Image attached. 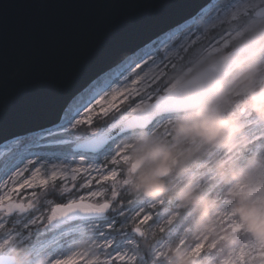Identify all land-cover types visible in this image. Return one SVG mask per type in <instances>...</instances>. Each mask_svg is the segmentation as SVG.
Here are the masks:
<instances>
[{"label": "clouds", "instance_id": "9594fccd", "mask_svg": "<svg viewBox=\"0 0 264 264\" xmlns=\"http://www.w3.org/2000/svg\"><path fill=\"white\" fill-rule=\"evenodd\" d=\"M232 28L225 22L219 31ZM239 30L243 35L230 47L213 50L205 40L194 56L169 67L164 83L180 107L166 128L129 127L114 146L125 156L114 207L146 201L154 217L141 225L136 254L144 264H232L234 253L252 242L257 255L247 264H264V20L250 17ZM250 121L260 126L261 139ZM89 131L81 130L77 140ZM42 195L35 198L38 216L48 211L41 210ZM101 222L74 236L64 257L105 264L95 234ZM17 227L8 221L0 231L8 264H53L50 252L8 239ZM201 244L197 255L193 249Z\"/></svg>", "mask_w": 264, "mask_h": 264}, {"label": "snow or ice", "instance_id": "6c2138e0", "mask_svg": "<svg viewBox=\"0 0 264 264\" xmlns=\"http://www.w3.org/2000/svg\"><path fill=\"white\" fill-rule=\"evenodd\" d=\"M250 17L264 20V0H212L192 19L164 32L151 45L119 63V72H113L111 67L106 71L101 70L95 78L73 93L65 101L66 106L61 108L62 115L56 125L63 135L85 123L91 126L96 106L100 107L103 116L119 112L120 105L125 102L128 107L105 128H90L79 140L54 138L57 145H75L71 162L49 163L40 159H28L25 162L26 156L15 152L5 156L0 161V176H8L7 180L0 182V231L7 226L11 217L17 216L15 223L19 227L6 234L8 239L27 242L36 251L50 252L56 257L53 264H89L82 257H64L61 253L68 237L81 233L91 221L101 220L95 226V234L101 242V249L106 253L105 264H144V258L136 254L138 240L143 235L141 225L153 222L154 217L151 209L144 207L146 201L122 202L119 208L114 207L115 201L119 199L116 191V185L120 183L119 166L125 156L123 152L114 151L111 146L127 134L129 127L149 130L166 128L169 117L180 107L178 96L164 83L169 67L175 68L177 62L182 65L195 55L194 50L205 40L213 50L230 47L232 40L243 35L239 30L240 24ZM225 22L233 25L231 31H219ZM161 52L163 56L158 59ZM145 57L149 59L145 60ZM149 64L152 69L139 74ZM81 116L84 118L76 119ZM250 124L254 138L261 139L260 126L252 121ZM76 155L79 156L78 162ZM47 157L58 156L54 154ZM73 164L77 166L73 167ZM29 171L31 174L24 179ZM81 173L87 179L79 188L87 190L86 196L69 199L66 203L45 200L48 211L43 216L32 215L35 212V198L38 194H44L50 183L59 179L64 182L61 192L70 193L76 186H69V181L75 182ZM108 181L111 182V198L107 195L109 189L102 186V182ZM94 182L99 186L96 190L91 188ZM22 189L32 191L20 196ZM35 189H39V193ZM86 199L93 202H85ZM133 216L136 226L130 227L128 220ZM32 226L37 227L35 240L32 239ZM203 247V244L198 245L193 252L198 255ZM257 247V243L252 242L236 251L232 264H247L257 255ZM259 247L264 248V245ZM0 264H8L2 252Z\"/></svg>", "mask_w": 264, "mask_h": 264}, {"label": "water", "instance_id": "95a60500", "mask_svg": "<svg viewBox=\"0 0 264 264\" xmlns=\"http://www.w3.org/2000/svg\"><path fill=\"white\" fill-rule=\"evenodd\" d=\"M210 1L0 0V144L55 127L97 73Z\"/></svg>", "mask_w": 264, "mask_h": 264}, {"label": "rangeland", "instance_id": "374dc122", "mask_svg": "<svg viewBox=\"0 0 264 264\" xmlns=\"http://www.w3.org/2000/svg\"><path fill=\"white\" fill-rule=\"evenodd\" d=\"M211 2H212V0L210 1V3ZM221 2H226V0H221ZM210 3H208V4H210ZM208 4H206L202 8L206 7ZM200 10H198L197 12L199 13ZM196 15L194 14L191 17L184 19L182 22L174 25L172 28L168 29L167 31H170L171 29L177 27L179 24L185 23L187 20L192 19ZM212 35H215V33H212ZM151 44H152V40L149 41L147 44H145L143 47L136 50L135 52H138L140 49H144L146 46L151 45ZM145 50H147V49H145ZM135 52H133V53H135ZM133 53L125 56L124 58H122V60H120L118 63H116L114 66H112L111 67L112 71L113 72H119L121 69H120V67H117V65L119 63H121L122 61H124L127 57L133 55ZM150 55H154V54L150 53ZM162 56H163V52H161L157 58L159 59V57H162ZM148 59H149V57H145V60H148ZM133 67H134V65H133ZM150 69H152V65L149 64L147 67L140 70L139 74H143V72L149 71ZM129 71H131V69H129ZM109 91H110V89H109ZM127 107H128V103L125 102L124 104L120 105V111L119 112L114 111V112L109 113L108 116H103L102 114H100V107L96 106L94 109L95 115L92 116L93 124L91 126L87 125L86 123L82 124V125L78 126L77 129H72L70 131V133H68L66 135H63L58 130V128L56 126L53 128L38 130L35 132H30V133H26L24 135H20L17 137V139H13V141L9 140L10 142L4 143L3 145L0 146V161H2L4 159V157L8 156L11 152H15L18 155L26 156L25 162H27L28 159H31V160L40 159L42 161H47L49 163H59L61 161L71 162L73 160L72 149H73L74 144L69 143V144H64V145H57L54 142V138L63 139V140H67V141H76L77 136L79 135L81 130H85V129L90 130V128H105L108 124L112 123L114 118H118L121 114H123L126 111ZM80 118H84V117L83 116L76 117V119H80ZM105 119L106 120L108 119L107 120L108 122L105 125L96 124V123H98L99 120L102 121ZM118 141H116L111 146L113 149H114L115 144ZM51 149H54V150H51ZM61 153L65 154L66 158H65V155H60ZM52 154H55L58 156V157H53L56 160L52 161V158H49V157L39 158L36 156V155L51 156ZM75 159L78 162L79 156L76 155ZM100 159H101V162H103V159H104L103 156H101ZM109 159H110V157H109ZM75 166H77V165L73 164V167H75ZM21 167H22V165H21ZM13 171H15V169H13ZM10 174L11 173H9L8 175H10ZM30 174L31 173L29 171L28 173L25 174V176L23 178L26 179L27 176ZM93 175L95 176V174H93ZM7 179H8L7 175L0 176V182H3V180H7ZM86 179H87V177L85 176V174L81 173V174H78V178L75 182L69 181V186H71L72 184H75V186H76L75 190L70 192V193H62L61 192V189L64 187L63 181H60L58 179L57 181L50 183L48 185V187L44 190V194L40 198L41 210L48 207L44 203L45 200H52L54 203H59V202H67L69 199H79V197L81 195L86 196L87 190L82 191L79 188V185L84 183ZM102 186L109 189V191H110L111 182L110 181L102 182ZM97 187H99V186L96 185L95 182L93 183V185H91L92 190H96ZM35 190L38 193L40 191L39 189H35ZM30 191H32V190L22 189L21 192L19 193V195L24 196V195L28 194ZM15 195L16 194H14V196ZM85 201L93 202V201H89L87 199ZM32 215H36V213H32ZM109 215H111V213H109ZM16 219H17V216H13L9 219V222L15 221ZM70 226L71 225H66V227H70ZM31 231L33 233L32 239L35 240L37 238V227L32 226ZM72 238L73 237L67 238V243L63 249V252L61 253L62 255H64L67 252L68 247H69V241Z\"/></svg>", "mask_w": 264, "mask_h": 264}, {"label": "bare ground", "instance_id": "6f19581e", "mask_svg": "<svg viewBox=\"0 0 264 264\" xmlns=\"http://www.w3.org/2000/svg\"><path fill=\"white\" fill-rule=\"evenodd\" d=\"M170 29V28H169ZM168 30V29H167ZM167 30H165L164 32H166ZM164 34V33H163ZM14 139H17V138H14ZM10 141H13V139L12 140H10ZM10 141H4V142H2L1 144H0V146L1 145H3L4 143H7V142H10ZM51 150H54V149H51ZM52 155H54V154H52ZM51 155V156H52ZM48 155H40V157L39 158H46ZM53 160H56L55 158H52V161Z\"/></svg>", "mask_w": 264, "mask_h": 264}, {"label": "trees", "instance_id": "16d2710c", "mask_svg": "<svg viewBox=\"0 0 264 264\" xmlns=\"http://www.w3.org/2000/svg\"><path fill=\"white\" fill-rule=\"evenodd\" d=\"M107 120H108V119H107ZM107 120H106V119H105V120H102V121L99 120L98 123H96V124H98V125H101V124H102V125H105V124L108 122Z\"/></svg>", "mask_w": 264, "mask_h": 264}]
</instances>
